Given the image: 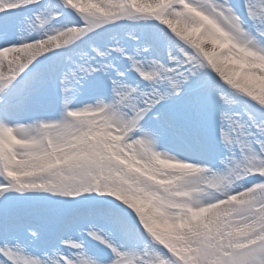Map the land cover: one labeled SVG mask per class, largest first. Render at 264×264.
Here are the masks:
<instances>
[{
  "label": "snow or ice",
  "instance_id": "snow-or-ice-1",
  "mask_svg": "<svg viewBox=\"0 0 264 264\" xmlns=\"http://www.w3.org/2000/svg\"><path fill=\"white\" fill-rule=\"evenodd\" d=\"M0 264H264V0H0Z\"/></svg>",
  "mask_w": 264,
  "mask_h": 264
}]
</instances>
